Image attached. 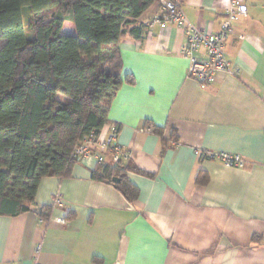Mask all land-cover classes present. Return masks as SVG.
Returning a JSON list of instances; mask_svg holds the SVG:
<instances>
[{"label": "crops", "instance_id": "crops-1", "mask_svg": "<svg viewBox=\"0 0 264 264\" xmlns=\"http://www.w3.org/2000/svg\"><path fill=\"white\" fill-rule=\"evenodd\" d=\"M176 1L193 26L215 33L232 0ZM244 2L249 17L233 22L225 45L238 72L205 87L188 77L185 30H149L160 1L131 23L142 38L128 34L120 47L122 77L134 82L100 134L119 128L117 144L140 170L127 171L137 198L95 180L97 160L81 158L70 177L41 181L36 203L51 207L48 217L0 215V264H264V0ZM221 152L244 167L209 156Z\"/></svg>", "mask_w": 264, "mask_h": 264}, {"label": "trees", "instance_id": "trees-1", "mask_svg": "<svg viewBox=\"0 0 264 264\" xmlns=\"http://www.w3.org/2000/svg\"><path fill=\"white\" fill-rule=\"evenodd\" d=\"M157 1L0 0V215L48 217L51 207L36 203L41 181L70 177L77 148L110 123L116 95L134 82L122 77V38H142L131 23ZM68 21L77 35L63 34ZM127 171L140 172L130 161L108 160L92 176L133 202ZM208 180L201 173L197 182Z\"/></svg>", "mask_w": 264, "mask_h": 264}, {"label": "built area", "instance_id": "built-area-1", "mask_svg": "<svg viewBox=\"0 0 264 264\" xmlns=\"http://www.w3.org/2000/svg\"><path fill=\"white\" fill-rule=\"evenodd\" d=\"M163 14L154 17L149 23L148 28L152 30L156 26L164 27L167 24H176L185 30L187 41L181 48V54L189 61L188 77L197 81L202 87L217 80L220 72L237 74V70L232 66L225 53V45L228 38L233 33V22L239 18H248V6L244 0H232L227 9L226 15L221 23L218 32L193 26L187 19L184 11L180 8L176 0H160ZM154 126L147 127L146 132H154ZM118 127L107 137L101 134L96 135L92 132L77 148L78 158L93 156L98 164H104L108 160L111 164L119 162L128 163L131 155L125 152L117 144ZM101 133V132H100ZM210 157L219 158L224 165L229 167H244L245 160L240 155L227 152L210 154ZM40 245L36 248L39 253ZM5 264V263H3Z\"/></svg>", "mask_w": 264, "mask_h": 264}, {"label": "rangeland", "instance_id": "rangeland-1", "mask_svg": "<svg viewBox=\"0 0 264 264\" xmlns=\"http://www.w3.org/2000/svg\"><path fill=\"white\" fill-rule=\"evenodd\" d=\"M65 27H64V32H63V34H69L68 32H70V30L71 29H74L75 28V25H74V23L73 22H70V21H68V22H66V25H64ZM62 99L63 100H65V101H68L69 100V98H67V97H65V96H62Z\"/></svg>", "mask_w": 264, "mask_h": 264}, {"label": "water", "instance_id": "water-1", "mask_svg": "<svg viewBox=\"0 0 264 264\" xmlns=\"http://www.w3.org/2000/svg\"><path fill=\"white\" fill-rule=\"evenodd\" d=\"M114 183H119L121 181V179L119 177H115L113 178Z\"/></svg>", "mask_w": 264, "mask_h": 264}]
</instances>
